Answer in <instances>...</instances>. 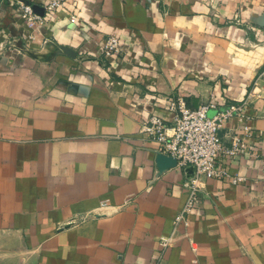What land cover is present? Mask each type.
<instances>
[{
  "label": "crops",
  "instance_id": "1",
  "mask_svg": "<svg viewBox=\"0 0 264 264\" xmlns=\"http://www.w3.org/2000/svg\"><path fill=\"white\" fill-rule=\"evenodd\" d=\"M263 70L264 0H67L35 29L0 0V264H264ZM166 98L254 115L221 132L244 182L203 179L173 235L191 169L138 135Z\"/></svg>",
  "mask_w": 264,
  "mask_h": 264
},
{
  "label": "built area",
  "instance_id": "2",
  "mask_svg": "<svg viewBox=\"0 0 264 264\" xmlns=\"http://www.w3.org/2000/svg\"><path fill=\"white\" fill-rule=\"evenodd\" d=\"M8 1L29 29L42 25L67 2ZM100 49L104 58L120 56L119 38L109 35L102 42ZM151 100L154 101L153 104L158 102L154 97ZM161 108L173 114L171 121L168 123L155 115L144 117L139 124L138 135L143 140L152 141L157 153L174 159L180 168L191 169L190 177L184 182L186 201L173 221V235L179 227H188L190 216L198 211L203 179L229 181L233 185L244 182L240 177L231 176L225 167L226 162L234 160L244 151V141L240 136H232L225 142L221 138V132L230 120L247 122L254 115L248 111L246 100L224 105L210 99L207 103L191 109L180 98H166ZM243 130L245 135L249 136L250 132L246 126ZM172 235L162 241L164 248L171 244Z\"/></svg>",
  "mask_w": 264,
  "mask_h": 264
},
{
  "label": "water",
  "instance_id": "3",
  "mask_svg": "<svg viewBox=\"0 0 264 264\" xmlns=\"http://www.w3.org/2000/svg\"><path fill=\"white\" fill-rule=\"evenodd\" d=\"M170 158V157H169ZM170 159H172V158H170ZM173 161H174V163H176V161L174 160V159H172Z\"/></svg>",
  "mask_w": 264,
  "mask_h": 264
}]
</instances>
